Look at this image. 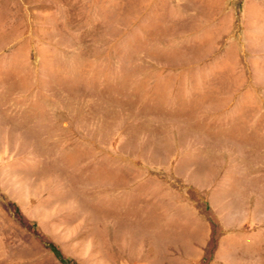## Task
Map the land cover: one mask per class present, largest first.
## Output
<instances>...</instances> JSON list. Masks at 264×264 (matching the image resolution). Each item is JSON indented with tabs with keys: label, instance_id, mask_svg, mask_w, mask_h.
I'll list each match as a JSON object with an SVG mask.
<instances>
[{
	"label": "rangeland",
	"instance_id": "374dc122",
	"mask_svg": "<svg viewBox=\"0 0 264 264\" xmlns=\"http://www.w3.org/2000/svg\"><path fill=\"white\" fill-rule=\"evenodd\" d=\"M160 197L264 264V0H0V264H123Z\"/></svg>",
	"mask_w": 264,
	"mask_h": 264
},
{
	"label": "crops",
	"instance_id": "0c3cea01",
	"mask_svg": "<svg viewBox=\"0 0 264 264\" xmlns=\"http://www.w3.org/2000/svg\"><path fill=\"white\" fill-rule=\"evenodd\" d=\"M167 202L166 197H160L156 205L162 212L159 214L158 229L152 236L153 239L146 242L152 244V248L145 252L138 250L137 255L130 254L127 260L123 259V264H193L194 250L192 241L188 242L187 239H182L179 242L175 220L165 219L168 215L163 214V207H166ZM163 217L165 220H163ZM204 242L199 246V254L202 252V244ZM225 243V238L219 241L218 255L225 251V245L222 246Z\"/></svg>",
	"mask_w": 264,
	"mask_h": 264
}]
</instances>
